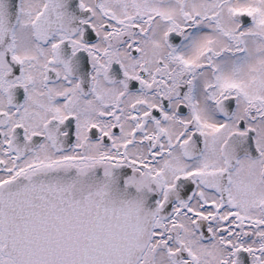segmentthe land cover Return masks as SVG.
Returning <instances> with one entry per match:
<instances>
[{
	"label": "snow or ice",
	"instance_id": "1",
	"mask_svg": "<svg viewBox=\"0 0 264 264\" xmlns=\"http://www.w3.org/2000/svg\"><path fill=\"white\" fill-rule=\"evenodd\" d=\"M0 264H264V0H0Z\"/></svg>",
	"mask_w": 264,
	"mask_h": 264
}]
</instances>
